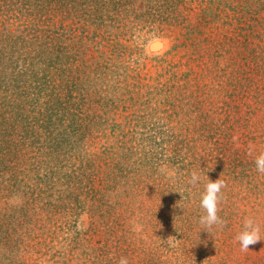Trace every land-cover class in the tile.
Returning a JSON list of instances; mask_svg holds the SVG:
<instances>
[{"label":"rangeland","instance_id":"obj_1","mask_svg":"<svg viewBox=\"0 0 264 264\" xmlns=\"http://www.w3.org/2000/svg\"><path fill=\"white\" fill-rule=\"evenodd\" d=\"M261 152L264 0H0V264H264Z\"/></svg>","mask_w":264,"mask_h":264},{"label":"clouds","instance_id":"obj_2","mask_svg":"<svg viewBox=\"0 0 264 264\" xmlns=\"http://www.w3.org/2000/svg\"><path fill=\"white\" fill-rule=\"evenodd\" d=\"M255 147L249 145V155L255 152ZM255 165L258 173L264 175V152L255 157ZM200 182L198 173L193 172L189 183L196 186ZM226 187L225 182L220 178L212 181L207 176V182L204 185V192L201 194L200 208L203 215L200 216L199 223L206 231L218 227L223 229L227 226V221L219 216V205L223 201L222 189ZM239 243L241 252H248L250 246L257 244L261 239V225L254 217L247 216L244 219L243 230L234 238ZM119 264H129L127 257H121Z\"/></svg>","mask_w":264,"mask_h":264}]
</instances>
